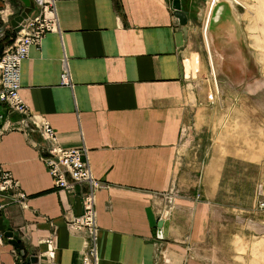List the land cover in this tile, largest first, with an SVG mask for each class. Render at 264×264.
I'll return each mask as SVG.
<instances>
[{"label":"crops","instance_id":"1","mask_svg":"<svg viewBox=\"0 0 264 264\" xmlns=\"http://www.w3.org/2000/svg\"><path fill=\"white\" fill-rule=\"evenodd\" d=\"M171 1L53 0L52 28L19 64L27 123L46 121L61 146L83 147L103 183L92 191L96 264H204L197 248L209 237L208 198L220 189V170L211 180L205 159L201 201L193 200L195 161L180 152L179 138L204 98L183 71L192 61L191 0H179L183 24ZM21 7L0 0V37L7 29L15 36L9 19ZM35 13L33 6L28 16ZM63 64L68 84L59 82ZM0 114V124L19 116L2 102ZM44 142L36 131L0 133V167L15 183L0 192V264H23L29 255L37 264L81 261L87 236L68 221L81 212L87 187H53L37 149ZM19 191L24 198L14 200ZM7 227L18 249L3 234Z\"/></svg>","mask_w":264,"mask_h":264},{"label":"rangeland","instance_id":"2","mask_svg":"<svg viewBox=\"0 0 264 264\" xmlns=\"http://www.w3.org/2000/svg\"><path fill=\"white\" fill-rule=\"evenodd\" d=\"M236 1V33L207 41L213 75L204 38L210 0L188 6L192 61L183 71L204 98L179 138L180 152L195 161L193 200L201 201L205 159L211 180L220 170V189L208 198L209 237L197 248L204 264H264V0Z\"/></svg>","mask_w":264,"mask_h":264},{"label":"built area","instance_id":"3","mask_svg":"<svg viewBox=\"0 0 264 264\" xmlns=\"http://www.w3.org/2000/svg\"><path fill=\"white\" fill-rule=\"evenodd\" d=\"M32 2L36 13L19 21L20 27L16 30L15 36L0 51V102L4 103L9 111H16L19 114L14 121L2 120L0 133L6 128H15L25 134L36 131L45 141L44 144L37 146V149L40 160L51 176L53 187L70 190L77 184L86 185L87 190L83 195L82 210L79 214H72L68 224L73 230H83L87 236L79 264H96L92 191L103 183L92 176L83 147L61 146L56 140L54 130L46 121H40L35 126L27 123L31 113L18 93L21 59L26 56L29 45L37 44L41 35L50 30L55 22L53 0H32ZM208 10L209 7L207 13ZM2 31L3 27L1 26L0 35ZM59 82L69 83L65 64L60 70ZM14 184L9 174L0 167V192ZM23 198L24 194L19 191L14 200L20 201ZM46 241L50 242L51 239L47 238Z\"/></svg>","mask_w":264,"mask_h":264},{"label":"water","instance_id":"4","mask_svg":"<svg viewBox=\"0 0 264 264\" xmlns=\"http://www.w3.org/2000/svg\"><path fill=\"white\" fill-rule=\"evenodd\" d=\"M20 1L22 3L21 9L9 19L10 26L14 30H17L20 27L19 21H21L23 18H26L28 16L29 10L33 7L32 0ZM232 2V0H213L211 2L206 21L207 40L209 38V40L212 42L221 36H226L230 33L234 35V32L236 33L237 24ZM171 7L173 14L178 19V22L181 24L185 23L186 15L180 7L179 0H172ZM157 231H159V229H157ZM3 234L7 236L9 242H11L18 249L19 239L15 234L12 233L11 228L7 227ZM23 264H37V256L29 255L24 259Z\"/></svg>","mask_w":264,"mask_h":264},{"label":"trees","instance_id":"5","mask_svg":"<svg viewBox=\"0 0 264 264\" xmlns=\"http://www.w3.org/2000/svg\"><path fill=\"white\" fill-rule=\"evenodd\" d=\"M13 35V31L12 30H9L7 29L4 34L0 37V50H1V46L4 44V43H8L11 39Z\"/></svg>","mask_w":264,"mask_h":264},{"label":"bare ground","instance_id":"6","mask_svg":"<svg viewBox=\"0 0 264 264\" xmlns=\"http://www.w3.org/2000/svg\"><path fill=\"white\" fill-rule=\"evenodd\" d=\"M213 0H210V3H209V8H210V4H211V2H212ZM232 1H234L235 3H237V1L236 0H232ZM207 15H208V13H206V21H207ZM205 23V26H204V38H205V41H206V45H207V52H208V45L209 44H207V38H206V33H205V30H206V22H204ZM211 52V51H210ZM223 52V51H222ZM212 53V52H211ZM230 54V53H229ZM208 56H209V63H210V61H211V58H210V54H209V52H208ZM211 64H212V62H211ZM210 64V65H211ZM212 66V65H211ZM213 69V66H212V68H211V74L213 75L214 74V71L212 70Z\"/></svg>","mask_w":264,"mask_h":264}]
</instances>
